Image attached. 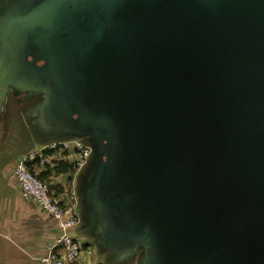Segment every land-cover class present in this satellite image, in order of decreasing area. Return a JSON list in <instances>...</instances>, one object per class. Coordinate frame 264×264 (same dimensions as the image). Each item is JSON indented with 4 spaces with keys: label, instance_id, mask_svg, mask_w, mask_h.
Wrapping results in <instances>:
<instances>
[{
    "label": "water",
    "instance_id": "water-1",
    "mask_svg": "<svg viewBox=\"0 0 264 264\" xmlns=\"http://www.w3.org/2000/svg\"><path fill=\"white\" fill-rule=\"evenodd\" d=\"M85 138L113 263L264 264V0H0V112Z\"/></svg>",
    "mask_w": 264,
    "mask_h": 264
},
{
    "label": "crops",
    "instance_id": "crops-1",
    "mask_svg": "<svg viewBox=\"0 0 264 264\" xmlns=\"http://www.w3.org/2000/svg\"><path fill=\"white\" fill-rule=\"evenodd\" d=\"M44 141L40 139L34 148ZM9 153L11 161L4 167L0 166V264H38L34 257L44 256L60 231L49 215L22 198L18 183L11 178L13 168L26 152L13 147ZM30 167L51 182L58 195L63 194L66 186L78 184L80 174L66 171L70 167L65 164L60 167L54 164ZM71 235L83 248L77 264H141L140 256L129 262L113 263L109 253L98 247L97 238L84 222L74 228Z\"/></svg>",
    "mask_w": 264,
    "mask_h": 264
},
{
    "label": "built area",
    "instance_id": "built-area-1",
    "mask_svg": "<svg viewBox=\"0 0 264 264\" xmlns=\"http://www.w3.org/2000/svg\"><path fill=\"white\" fill-rule=\"evenodd\" d=\"M93 156L91 144L85 138H52L28 151L15 165L11 178L18 183L22 198L37 205L51 217L60 234L51 243L47 253L34 257L38 264H75L80 258L82 245L72 237L71 231L82 222V204L76 183L66 186L62 195L31 165L56 167L65 164L80 174L87 168Z\"/></svg>",
    "mask_w": 264,
    "mask_h": 264
},
{
    "label": "rangeland",
    "instance_id": "rangeland-1",
    "mask_svg": "<svg viewBox=\"0 0 264 264\" xmlns=\"http://www.w3.org/2000/svg\"><path fill=\"white\" fill-rule=\"evenodd\" d=\"M19 99L13 98L11 100L10 109L0 115V166L3 167L11 161L9 160V151L13 150V147H15L17 151L23 150L27 153L38 144L41 138L36 131L32 129L31 131L29 130V117L23 115V112L26 111L29 105L35 100L31 99L18 103ZM49 184L51 183L49 182ZM82 212L83 208L81 213ZM82 252L83 248L81 255ZM135 258L134 260H136ZM77 262L75 264H77Z\"/></svg>",
    "mask_w": 264,
    "mask_h": 264
},
{
    "label": "flooded vegetation",
    "instance_id": "flooded-vegetation-1",
    "mask_svg": "<svg viewBox=\"0 0 264 264\" xmlns=\"http://www.w3.org/2000/svg\"><path fill=\"white\" fill-rule=\"evenodd\" d=\"M21 97L22 96H14V95H12V97H11V100L13 99V98H15V99H19V101H18V103H21L22 101H21ZM31 99H33V100H35V101H33V103H31L30 105H29V107H28V109L26 110V111H24L23 112V115L24 116H26V117H29V124H30V128H29V130L31 131V129L32 130H34V131H36L39 135H40V139H43V140H50V139H52V138H50V137H48L49 135L47 134V132L45 131V130H43V129H41L40 127H38L37 126V124L35 123V119L32 117V115L31 114H29V111L33 108V107H35L38 103H40L41 102V97H36V98H31ZM31 99H29V100H31ZM11 100H10V102H9V105L6 107V108H4L1 112H0V115L1 114H3V113H5L6 111H8L9 109H10V105H11ZM26 101V100H25ZM92 158H93V156H92ZM92 158H91V160H92ZM91 160H90V162H91ZM83 222V221H82ZM88 226V225H87ZM90 227V226H89ZM91 228V227H90Z\"/></svg>",
    "mask_w": 264,
    "mask_h": 264
},
{
    "label": "trees",
    "instance_id": "trees-1",
    "mask_svg": "<svg viewBox=\"0 0 264 264\" xmlns=\"http://www.w3.org/2000/svg\"><path fill=\"white\" fill-rule=\"evenodd\" d=\"M66 171H69V170H71V172H73V170L72 169H65Z\"/></svg>",
    "mask_w": 264,
    "mask_h": 264
}]
</instances>
